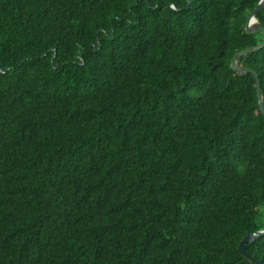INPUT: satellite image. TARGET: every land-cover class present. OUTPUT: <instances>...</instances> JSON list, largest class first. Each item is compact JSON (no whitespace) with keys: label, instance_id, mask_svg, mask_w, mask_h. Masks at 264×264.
<instances>
[{"label":"trees","instance_id":"16d2710c","mask_svg":"<svg viewBox=\"0 0 264 264\" xmlns=\"http://www.w3.org/2000/svg\"><path fill=\"white\" fill-rule=\"evenodd\" d=\"M258 1L0 0V264H255Z\"/></svg>","mask_w":264,"mask_h":264},{"label":"water","instance_id":"95a60500","mask_svg":"<svg viewBox=\"0 0 264 264\" xmlns=\"http://www.w3.org/2000/svg\"><path fill=\"white\" fill-rule=\"evenodd\" d=\"M264 8V0H259L256 4V6L247 13L245 22H244V27L243 30L246 34H256L259 33L262 35V39L259 43L253 46H249L247 48H244L242 50H239L235 52L229 62V68L236 73L239 74H244V73H249L253 76L254 81H255V96H256V101H257V106L258 109L261 113V115L264 118V104L261 98V93H260V87H259V80L256 72H254L252 69L239 65L237 63V60L248 53L254 52L259 50L263 45H264V28L261 26L259 23L256 14L262 11ZM252 21V22H251ZM264 235V229L257 230L255 232L247 233L245 234L240 241L237 244V251L241 253L247 260L255 263V264H262L260 261L252 258L247 254L245 251L244 245L246 243L252 242L254 239Z\"/></svg>","mask_w":264,"mask_h":264},{"label":"bare ground","instance_id":"6f19581e","mask_svg":"<svg viewBox=\"0 0 264 264\" xmlns=\"http://www.w3.org/2000/svg\"><path fill=\"white\" fill-rule=\"evenodd\" d=\"M252 22V21H251Z\"/></svg>","mask_w":264,"mask_h":264}]
</instances>
